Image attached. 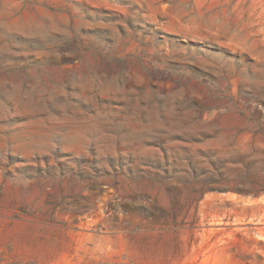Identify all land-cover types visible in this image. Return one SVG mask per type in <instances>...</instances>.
I'll list each match as a JSON object with an SVG mask.
<instances>
[{"label": "rangeland", "instance_id": "rangeland-1", "mask_svg": "<svg viewBox=\"0 0 264 264\" xmlns=\"http://www.w3.org/2000/svg\"><path fill=\"white\" fill-rule=\"evenodd\" d=\"M0 264H264V0H0Z\"/></svg>", "mask_w": 264, "mask_h": 264}]
</instances>
